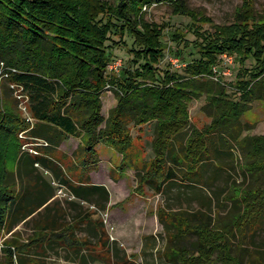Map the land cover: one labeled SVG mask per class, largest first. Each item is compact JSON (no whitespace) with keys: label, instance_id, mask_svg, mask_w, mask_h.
I'll return each mask as SVG.
<instances>
[{"label":"trees","instance_id":"1","mask_svg":"<svg viewBox=\"0 0 264 264\" xmlns=\"http://www.w3.org/2000/svg\"><path fill=\"white\" fill-rule=\"evenodd\" d=\"M160 3L175 6L174 13L178 15L211 22L190 14L176 0H0V60L19 70L13 81L26 88L35 119L34 125L25 122L4 105L0 96V238L3 233L12 232L13 218L19 214L24 215L23 221L31 218L26 223L33 226V234L26 244L16 239L5 242L6 258L0 264H45L42 262L45 256L32 254L43 255L48 250L62 249L61 245L65 244L79 256L81 247L89 241L79 240L77 232L93 222L91 216L96 213L80 210L69 223L64 220L65 216L47 205L52 194L34 205L32 192L23 195L18 188L20 167H26L29 172V166L39 164L51 170L78 199L68 202L73 211L81 208L82 201L94 202L106 209L109 200L104 186L83 180L86 174L75 183L62 177L53 159L25 154L21 133L28 131V137L51 145L43 148L44 155L50 156L53 155L50 148L60 147L70 136H82L79 148L69 158L71 162L78 159L82 171H90L92 167L91 171L96 170L98 145L112 147L138 170L142 188L146 186L162 193L166 185L178 181L181 171H185L181 174L182 183L200 181L201 178L195 182L193 179L202 174L204 165L213 161L222 127L238 121L251 109L255 90L260 83L264 84V17L258 19L259 23L235 24L219 28L213 34L203 32L193 22L190 31L197 38L194 48L199 59L187 65L185 77L170 72L162 76L159 65L166 51L165 26L149 23L144 17L145 7ZM111 35L133 38L134 58L123 69L119 81L109 80L119 102L105 120L100 96L107 85L104 71L115 61V43L108 45ZM182 40L180 36L179 42ZM226 53L240 55L239 63L252 60L255 64L249 80L238 83L241 100L229 99L222 89L221 95L212 99L219 114L203 130H192L182 156L173 153L168 160L175 139L190 126L188 104L201 97L199 83L204 78L211 79L214 68L222 61L220 56ZM176 54L183 55L180 49ZM151 121L157 123L156 158L149 168H140L132 162L133 139L129 126L132 123L142 126ZM239 135L235 137L237 141L241 140ZM251 142L253 148L248 156L255 169L257 163L264 164V137ZM239 191L235 192L236 199L243 210L224 226L214 223L210 214L172 212L164 207L158 211L159 221L168 232L170 243L165 255L169 264H244L242 256L233 251L234 239H238L237 247L241 251L247 243L248 230L254 232L264 217V187L244 194ZM94 224L103 227L102 221ZM102 231L105 230L102 228ZM262 254L251 253L254 264H264Z\"/></svg>","mask_w":264,"mask_h":264},{"label":"rangeland","instance_id":"2","mask_svg":"<svg viewBox=\"0 0 264 264\" xmlns=\"http://www.w3.org/2000/svg\"><path fill=\"white\" fill-rule=\"evenodd\" d=\"M176 3L184 4L190 14L208 18L211 22H200L193 17L178 15L174 13L175 6L173 8L166 3L144 8L147 22L165 26L163 41L166 51L159 65V73L162 76L170 72L185 77L188 74L187 65L195 64L199 59L194 48L197 38L190 31L193 22L203 28V32L213 34L219 28H229L235 24L243 26L246 23H259L258 19L264 17V0H176ZM241 14L246 17V21ZM176 32L178 34L175 36ZM179 35L184 39L181 43ZM114 43L115 61L104 71L107 85L100 96L105 120L110 117L111 111L119 102L109 80L113 78L119 81L118 77L123 74V69H127L134 58L133 38L128 35L123 38L111 35L108 45ZM178 49L183 55L176 54ZM220 58L222 61L214 68L211 79L204 78L199 83L202 88L201 97L190 100L188 104L190 126L175 139L174 150L169 154L168 160H171L173 153L182 156L186 140L192 130H203L219 114L212 99L221 95L222 89L229 99L235 102L241 100L238 83L242 84L249 80L251 77L249 72L253 71L255 64L252 60L245 64L239 63L241 56L238 54L226 53ZM19 73V70L0 60V96L5 106L16 112L25 122L34 125L30 96L22 83L13 81V76ZM250 104L251 109L238 121L222 127L223 134L218 139V149L213 161L204 165L202 174L193 179L194 182L199 178L201 180L195 183H182L181 174L185 171H181L178 181L166 185L162 193H157L150 187L142 188L137 177L138 170L128 161L126 162L123 155L112 147L98 145L99 162L92 180L90 175L94 167L90 171H82L83 166L78 159L75 158L72 162L69 159L79 148L82 136H70L69 140L64 141L60 147L50 148L53 151V155L50 156L44 155L46 152L44 146H49L47 142L33 137L28 138V131L21 133L19 137L25 154H30L32 158L39 156L53 159L61 169L62 177L71 179L75 183H78L79 177L82 178L84 174L90 172L88 176L83 177V180L104 186L109 194L106 209L97 207L94 202L82 201L81 208L73 211L68 202L78 199L51 170L40 167L39 164H36L39 167L29 166V172L26 171V167H20L17 171L18 188L23 195L32 192L34 205H38L42 201L41 198H47L52 194L49 205L54 207L57 214L65 216L64 220L69 223L80 210L96 212L91 216L93 222L83 225L77 232L79 240L89 241L88 245L81 247L79 256H76L74 249L67 244L61 245L62 249L48 250L43 255L35 253L32 255L45 256L42 258L45 264H169L165 255L170 243L168 232L158 218V211L162 207L172 212L210 214L214 223L224 226L243 210L241 202L236 199L237 189L244 194L251 189L264 187V164L257 163L254 169L251 167L252 160L248 156V152L253 148L251 141L257 137H264L263 83H260L255 90ZM156 124V121H151L142 126L135 123L129 126L133 139L132 162L140 168H149L155 161ZM238 135L241 138L239 141L235 138ZM90 166H93V163ZM100 197L103 198L104 195L100 194ZM96 199L100 201L97 196ZM23 218L22 214L14 217L12 232L1 235L0 262H4L6 258L5 242L16 239L26 244L27 239L32 236L33 226L31 223H26L31 218L26 221H23ZM99 221L103 222V227H98V224L97 227L95 226L94 222L99 223ZM102 228L105 231H102ZM145 236L148 239H144ZM237 246L238 239L235 238L233 251L242 256L244 264H254L251 253L261 252L264 259V217L259 220L254 232L248 230L247 243L241 251H238Z\"/></svg>","mask_w":264,"mask_h":264},{"label":"crops","instance_id":"3","mask_svg":"<svg viewBox=\"0 0 264 264\" xmlns=\"http://www.w3.org/2000/svg\"><path fill=\"white\" fill-rule=\"evenodd\" d=\"M67 140H69V139H67ZM67 140H65V141H67ZM37 167H39V166H37ZM47 171H48V170H47ZM96 171H97V169H96V170H94L93 172H91V175H90V176L92 177V180L94 179L93 173L95 174V173H96ZM92 184H94V183H92ZM72 201H73V200H72ZM111 201H112V200H111ZM49 202H50V201H49ZM49 202H48V204H47V205H49ZM50 204H51V203H50ZM47 205H46V206H47ZM46 206L42 207V208H41V210H43V209H44Z\"/></svg>","mask_w":264,"mask_h":264},{"label":"bare ground","instance_id":"4","mask_svg":"<svg viewBox=\"0 0 264 264\" xmlns=\"http://www.w3.org/2000/svg\"><path fill=\"white\" fill-rule=\"evenodd\" d=\"M29 138V137H28Z\"/></svg>","mask_w":264,"mask_h":264}]
</instances>
